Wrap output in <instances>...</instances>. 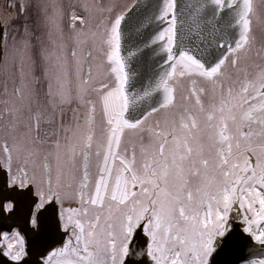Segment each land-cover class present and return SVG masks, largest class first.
Wrapping results in <instances>:
<instances>
[{
  "label": "snow or ice",
  "instance_id": "snow-or-ice-1",
  "mask_svg": "<svg viewBox=\"0 0 264 264\" xmlns=\"http://www.w3.org/2000/svg\"><path fill=\"white\" fill-rule=\"evenodd\" d=\"M256 24L254 0H4L0 264H264Z\"/></svg>",
  "mask_w": 264,
  "mask_h": 264
},
{
  "label": "rangeland",
  "instance_id": "rangeland-1",
  "mask_svg": "<svg viewBox=\"0 0 264 264\" xmlns=\"http://www.w3.org/2000/svg\"><path fill=\"white\" fill-rule=\"evenodd\" d=\"M105 0H100L101 3H104ZM63 3L67 4L70 2V0H62ZM131 0H111V3H118L120 5L130 3ZM4 4V0H0V6ZM257 9L258 10H264V0H259V3H257ZM255 32L257 35L258 40H264V26L257 25L254 26Z\"/></svg>",
  "mask_w": 264,
  "mask_h": 264
},
{
  "label": "flooded vegetation",
  "instance_id": "flooded-vegetation-1",
  "mask_svg": "<svg viewBox=\"0 0 264 264\" xmlns=\"http://www.w3.org/2000/svg\"><path fill=\"white\" fill-rule=\"evenodd\" d=\"M111 3V0H105L104 1V4H110ZM254 3L256 4L257 6V3H259V0H254ZM258 24L254 25V26H257Z\"/></svg>",
  "mask_w": 264,
  "mask_h": 264
},
{
  "label": "water",
  "instance_id": "water-1",
  "mask_svg": "<svg viewBox=\"0 0 264 264\" xmlns=\"http://www.w3.org/2000/svg\"><path fill=\"white\" fill-rule=\"evenodd\" d=\"M143 71V70H142Z\"/></svg>",
  "mask_w": 264,
  "mask_h": 264
}]
</instances>
